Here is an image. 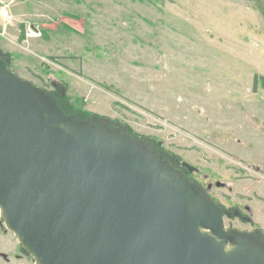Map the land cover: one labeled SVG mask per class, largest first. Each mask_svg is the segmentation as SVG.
I'll list each match as a JSON object with an SVG mask.
<instances>
[{
    "label": "rangeland",
    "instance_id": "374dc122",
    "mask_svg": "<svg viewBox=\"0 0 264 264\" xmlns=\"http://www.w3.org/2000/svg\"><path fill=\"white\" fill-rule=\"evenodd\" d=\"M0 51L54 120L144 151L264 253V0H0ZM0 264H37L1 206Z\"/></svg>",
    "mask_w": 264,
    "mask_h": 264
},
{
    "label": "water",
    "instance_id": "95a60500",
    "mask_svg": "<svg viewBox=\"0 0 264 264\" xmlns=\"http://www.w3.org/2000/svg\"><path fill=\"white\" fill-rule=\"evenodd\" d=\"M47 108L0 62V202L48 264H264L258 248L227 258L194 233L219 236V217L147 153L74 136Z\"/></svg>",
    "mask_w": 264,
    "mask_h": 264
},
{
    "label": "bare ground",
    "instance_id": "6f19581e",
    "mask_svg": "<svg viewBox=\"0 0 264 264\" xmlns=\"http://www.w3.org/2000/svg\"><path fill=\"white\" fill-rule=\"evenodd\" d=\"M47 116V115H46ZM32 119H40L38 115H33ZM62 129H65L66 131L72 133L74 136H77L73 131L69 130L64 124H60L59 126ZM1 206V212L2 216L5 219L6 226L9 230L13 231L17 237L20 243L23 244V246L28 249L35 258V261L37 264H48V262L40 255L38 254L33 246L30 244V242L16 229L14 224L12 223V215L8 209V207L0 202ZM194 233L198 234L201 237L209 238L211 239L215 246L225 255L227 258H232L233 256H236L237 253L244 250H251L252 253H255L256 251L259 252L257 248L248 246L246 244L242 243H236L232 246H229L226 244L225 240L217 235H215L212 231H210L208 228L203 227L199 222H196L193 229ZM256 250V251H255ZM264 256V254H262Z\"/></svg>",
    "mask_w": 264,
    "mask_h": 264
},
{
    "label": "trees",
    "instance_id": "16d2710c",
    "mask_svg": "<svg viewBox=\"0 0 264 264\" xmlns=\"http://www.w3.org/2000/svg\"><path fill=\"white\" fill-rule=\"evenodd\" d=\"M2 55H3V52L0 51V57H1V58H2ZM6 55H8V54H6ZM6 55H4L5 58H2L4 63H5V62L8 63V61H7V59H6V58H7ZM52 58L56 59L55 57H52ZM4 59H5L6 61H5ZM5 64H6V63H5ZM4 66H5V65H4ZM259 79H260V78H259L258 75H256V76L254 77V86H256V85L258 84V80H259ZM261 80H262V84L264 85V77H262Z\"/></svg>",
    "mask_w": 264,
    "mask_h": 264
}]
</instances>
